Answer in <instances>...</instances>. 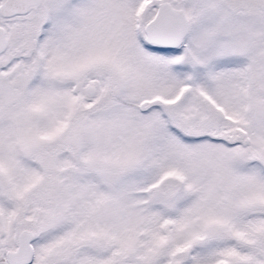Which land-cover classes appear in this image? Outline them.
Listing matches in <instances>:
<instances>
[{
    "label": "snow or ice",
    "instance_id": "1",
    "mask_svg": "<svg viewBox=\"0 0 264 264\" xmlns=\"http://www.w3.org/2000/svg\"><path fill=\"white\" fill-rule=\"evenodd\" d=\"M0 264H264V0H0Z\"/></svg>",
    "mask_w": 264,
    "mask_h": 264
}]
</instances>
